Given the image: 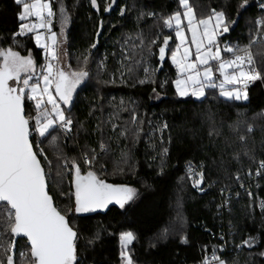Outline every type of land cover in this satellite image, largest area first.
<instances>
[{"label":"trees","instance_id":"16d2710c","mask_svg":"<svg viewBox=\"0 0 264 264\" xmlns=\"http://www.w3.org/2000/svg\"><path fill=\"white\" fill-rule=\"evenodd\" d=\"M110 2L98 0L100 10L97 11L90 0H51L55 13L51 26L58 35L57 46L59 50L65 48L72 71L86 68L89 77L78 86L72 104L64 105L66 115H70L74 123L70 133L61 131L65 144L62 157L56 158L45 137H38L35 133L36 137L32 138L36 150L43 149L41 159L46 172L55 168L53 176L59 171L70 182L73 178L71 161L78 160L86 147L98 151L99 142L106 139L108 143L107 139H111L110 145L114 146L112 143L116 139L120 145L132 148L131 170L122 180L120 176L115 180L106 176L112 159L107 154L101 155L96 170L110 182L137 189L139 195L134 202H129L123 209L113 206L105 213L82 216L67 212L70 222L80 232L78 251L81 264H120L119 235L126 230L137 236L131 245L136 264H201L207 251L216 248L224 238L230 243L225 255L228 264H264V256L260 255L264 252V209L260 207L264 202V177L256 174L259 161L264 160V133L260 131L264 118L258 115L264 113V81L249 86L247 101L224 98L219 95L218 88H207L206 96L199 99L179 97L173 83L177 70L171 62V50L176 43L175 29L163 24L164 18L181 9L179 0H116L112 10L104 12ZM190 2L198 16L207 15L210 9L216 8L224 9L229 17L238 19V23L220 38L221 41L241 47L254 41L252 51L256 54L258 66L264 67L260 63L264 55V29L256 24L258 18L264 16L260 9L264 0H248L246 10H241L239 16L238 6L242 0ZM62 6L68 16L63 34ZM121 8L126 9L123 15ZM20 10L14 0H0V48L11 46L24 56L31 53L38 69L45 63V50L36 45L34 34L19 37L18 42L10 38L18 28L17 13ZM148 13L155 15L149 16ZM98 30L101 31L99 43L93 49L91 45L96 42ZM165 36L171 38L168 45L171 50H168V58L159 71V47ZM153 40L154 44L151 43ZM125 41L136 50L131 52L133 56L142 59L135 82L115 85L111 81L118 77L122 55L129 53V50H119L120 43ZM85 56L88 57L86 65ZM145 69H148L147 73ZM144 76L145 80L142 79ZM141 80L145 83H140ZM104 81H109V85ZM116 94L130 95L139 104L137 112L128 109L119 120L128 128L127 138L116 136L119 132L114 134L107 127L102 130L103 136L99 131L91 135L97 122L101 121L95 118H104L102 114L109 106V97ZM155 95L160 98L154 99ZM25 109L30 117L36 113L33 101L26 99ZM93 113H97L96 116ZM133 116L137 117L135 122ZM237 122L240 123L239 132L234 130ZM31 123L34 127V119ZM164 123H167V129H162ZM247 124L256 126L253 134L245 132ZM82 125L88 129L86 136L79 128ZM137 127L141 129L138 135L133 132ZM213 129L219 134L210 136ZM242 134L250 137L248 146L254 147L252 158L242 155L244 144L238 138ZM89 135V141H86L85 137ZM87 142L90 146H86ZM164 147L168 148V153L162 157ZM237 153H241L239 158ZM45 156L47 160L43 159ZM186 163H191L196 172L203 171L204 182L200 186L203 191L193 187L194 179L198 177H190L185 172ZM101 164L103 171H100ZM50 176L49 173L50 192L56 203L61 209L74 208V199H60L50 183ZM2 209L3 205H0V224L3 223ZM100 222L107 225L108 231L89 246L87 241ZM164 229L169 230L167 239H158ZM6 234L9 239L13 237L10 232L6 231ZM184 236L187 243L181 242ZM249 236L256 237L259 243L252 248L236 247ZM19 243L27 245V240L19 239L15 264H25L19 258ZM0 260H4L1 255ZM4 261L6 264V258Z\"/></svg>","mask_w":264,"mask_h":264},{"label":"snow or ice","instance_id":"6c2138e0","mask_svg":"<svg viewBox=\"0 0 264 264\" xmlns=\"http://www.w3.org/2000/svg\"><path fill=\"white\" fill-rule=\"evenodd\" d=\"M14 2L21 10L17 13L18 28L10 38L18 42L19 37L34 34L36 45L45 50V64L41 65L40 71L37 72V65L31 53L24 56L11 46L0 48V205H3V223L0 227L14 237L26 238L27 251L20 253L21 257L25 258V264H81L82 257L78 251L80 232L70 222L67 212L71 211L73 214L94 212L108 208L113 202L123 209L129 202H134L139 193L137 189L127 184L108 183L96 170L101 155L110 150L109 146L101 141L99 152L88 148L81 152L78 160L71 161L73 191L67 194L61 192L60 195L74 199V208L61 209L54 196L50 194L49 173H46L41 159L43 149L35 150L31 137L33 132L38 137H46L51 135L50 130L57 127L65 133L72 131L74 121L70 115H66L62 105L72 104L73 94L89 77V72L86 68L78 71L65 70L57 63L58 38L57 34L51 31L52 18L55 15L51 0ZM115 2L116 0H111L103 11H111ZM90 3L94 9L100 10L98 0H90ZM179 4L184 9L183 12L176 11L163 19L165 27L175 26V36L179 43L171 50L168 48L171 38L165 36L163 45L159 47L161 61L165 59L166 50H171V62L177 70V78L173 81L177 95L199 99L206 96L207 88H218L219 95L224 98L247 101L249 86L256 81H264V67L258 66L256 54L252 51L254 41L243 47L230 43L221 46L220 38L238 23V19L229 17L224 9L216 8L210 9L207 15L198 16L190 0H179ZM247 6L248 0H242L237 15L239 16L241 10H246ZM260 9L264 11V2L260 4ZM125 11V8H121V15ZM60 15L63 34V26L68 23L63 6ZM256 23L264 29V19L257 20ZM100 27H103V21L100 22ZM44 29L51 35L45 37L41 31ZM186 31L191 33L190 40L186 36ZM99 34L98 30L97 35ZM151 43L154 44L155 40ZM143 44L144 41L141 39V45ZM189 45L195 46V53H192ZM95 47L96 43H93L91 48ZM87 62L88 57L85 56V65ZM260 63L264 64V55L261 56ZM145 72L147 73L148 69H145ZM216 73H219L218 83ZM140 83L143 84L145 81L141 80ZM26 99L34 102L36 109L34 118L26 115ZM258 115L264 118V113ZM33 119L34 127L31 123ZM136 120L137 117L133 116V121ZM113 127L115 128V125ZM167 128V123H164L162 129ZM239 129L240 123L237 122L234 130L239 132ZM255 130L254 124L245 126V132L248 134H253ZM140 131L138 127L133 129L136 135ZM260 131L264 133V123L261 124ZM213 134L219 133L213 129L209 135ZM238 138L244 144L242 155L254 157V147L248 146L250 137L242 134ZM56 139L57 137H52V141ZM167 153L168 148L164 147L162 157ZM240 155L241 153H237V158ZM127 158L128 153L122 152L121 161L126 162ZM43 159L47 160V157ZM67 166L68 162L65 161V167ZM99 167L100 171L104 170L102 164ZM256 174L264 177V160L259 161ZM188 175L198 177L194 179L193 187L203 191L200 187L204 182L203 171L196 172L189 163ZM57 176H62V173L58 171ZM236 179H240L239 174ZM260 207L264 209V202ZM168 234L169 230L164 229L158 239H167ZM119 239L122 264H134L129 246L137 239L136 234L131 230L122 231ZM98 240L100 234L96 233L87 243L91 246ZM181 242L187 243V237H182ZM258 243L256 237L249 236L236 247L252 248ZM14 248L15 241L4 246L6 264H15ZM260 255L264 256V252ZM212 260L214 264H228L215 254V250ZM0 264H5V261L0 260Z\"/></svg>","mask_w":264,"mask_h":264},{"label":"rangeland","instance_id":"374dc122","mask_svg":"<svg viewBox=\"0 0 264 264\" xmlns=\"http://www.w3.org/2000/svg\"><path fill=\"white\" fill-rule=\"evenodd\" d=\"M28 2H30V0H28ZM178 11L183 12L184 9L181 7V9L178 10ZM260 19H264V16H260L258 18V20H260ZM184 23L186 24L187 21L185 20ZM258 26H260V25H258ZM172 28L175 29V26H173ZM41 31L44 32L45 37H48V36L51 35V33L46 31V29L41 30ZM51 31L55 32L52 29V26H51ZM175 31L176 30H174V32ZM186 36L188 37L189 40L191 39V33L186 31ZM57 38H58V35H57ZM47 42L50 43V41H47ZM220 42H221V46H223L225 44V43H223L221 41V39H220ZM178 43H179V40L176 38V43L173 45L172 50L175 49V47H176V45ZM57 45H58V43H57ZM57 45H56V49H57V52H58V55H59V60L57 61V63L59 65L63 66L65 68V70H71V68L69 66V63H68V58L65 55V48H60V50H59V47ZM189 46L191 48L192 53H195V46L194 45H189ZM119 50L122 51V52L125 51V50H129V53H127L128 55H125V56L122 55L123 56L122 57L123 61H122V64H119V68L117 70L118 77L116 78V81L113 80V81H111V83H113L115 85H118V83H124V84L127 83L128 84V83H131V82H135L134 78H136V70L138 69L139 63H140L142 58L138 57V56H133V53H131V52H134L136 50L133 47H131L129 41H125L124 44L120 43ZM77 53L78 52H76V54ZM78 57L80 58L79 54H78ZM33 59L35 60L34 57H33ZM101 66L104 67L103 64H101ZM213 66H215V62H213ZM39 71H40V68L37 69V72H39ZM216 77H217L216 82L218 83L219 82V73H216ZM145 78H146L145 76L142 77L143 80H145ZM105 83H106V85H109L110 82L109 81H104V84ZM159 98H160V95H155L154 96V99H159ZM109 99H110L109 106L106 107V111L103 112L104 114H102V117L104 116V118L102 119L99 116L97 118H95L97 120H101L100 121L101 124L99 122H97V125L95 126L96 130L94 129L91 135H94V134H96L97 131H99L100 136H103V133H102L103 131L102 130H103L104 127L105 128L107 127V129L111 130V132H114V134L116 132H119L118 134H116V136H119V137L122 136V137H126L127 138V130H128V128L125 125H123V124L121 125L119 123V120L122 119V113L124 111L128 110V109L134 110L135 112H137V110L139 108L138 101L134 97H131L130 95L126 96V94L111 95L109 97ZM62 107L64 108V105H62ZM95 114H97V113H93V115H95ZM35 116H36V113L32 117L34 118ZM34 124H35V121H34ZM114 125H115V128L113 127ZM79 128L81 129V131L84 134L86 133L85 136L88 135L87 134L88 133V129L84 128L83 125L79 126ZM61 131H63V130L60 129L59 127H57V128H55V130H50L51 135H48L47 137H45L47 139V142L50 145V148L56 154V158H61L62 154L64 152L65 144H64L63 139L61 137L62 136L61 135ZM121 133H126L125 134L126 136L125 135H121ZM91 135H89L88 138L83 136V139L85 137L86 141L87 140L89 141V137ZM53 136L57 137V139L55 141H52V137ZM105 138H106V136H105ZM105 138H103V139H105ZM107 140H108V143H106L107 142L106 139L102 140V141L103 142L105 141L104 143L109 146L110 150L106 154L109 156V158L111 157L112 159H111V162L109 163L110 167L107 168L108 175H106V176L109 177L110 179L113 178V180L119 178L118 176H120V179L122 180L124 174L131 170V167L129 166V164H130V162L133 161V153L131 152L132 148L127 147V145H120L116 141V139H114L115 142L113 141V143H112L114 146H112V145H110L111 139H107ZM100 143L101 142H99V144H98V142H97V144H98V147H97L98 151L97 152L100 151ZM87 144L90 146V142H87L86 146H87ZM86 149H88V147H86ZM92 149H94V148L92 147ZM122 152L128 153V158H127L126 162H122L121 161ZM124 168H126L125 171H124ZM54 169L55 168L49 169L50 170L49 173L51 174V176H50V181L51 182L50 183L53 184V187L57 191V194H59L60 199H64L65 197L67 198L66 195L65 196H61L60 193L61 192L65 193V194L70 193L71 192V182H70L69 179H66L63 175L62 176H57V172H55V176H53L52 175L53 174L52 171H54ZM100 175L102 176V178H105V177H103L102 174H100ZM120 179H118V180H120ZM106 181L110 182L108 180H106ZM111 183H113V182H111ZM176 207H180V206L179 205L177 206V204H176ZM174 208H175V204H174ZM70 213H73V212L70 211ZM107 231H108L107 225H105V224L100 222V224L98 226H96V228L94 229V231H93L92 235L89 237V239L91 237H93L96 233H99L100 236H102V235L106 234ZM13 238H14V236L11 239H9V236H7L6 231L3 229V227H0V255H1L2 259H4V260L6 258L5 257V253H4V246H7L9 243L13 242L14 241ZM119 246H120L119 248H120V251H121L120 240H119ZM131 248L132 247L130 245L129 246L130 252H131ZM26 251H27L26 244H23V243L20 244L19 243L18 254H19V258H20L21 262H23V263H25V258H22L20 253L21 252H26ZM210 251L211 250H208L207 253L210 252ZM224 260H225V258H224ZM204 263L205 262L203 260L201 264H204ZM120 264H122L121 261H120ZM134 264H136V263L134 262Z\"/></svg>","mask_w":264,"mask_h":264},{"label":"built area","instance_id":"2783aa9c","mask_svg":"<svg viewBox=\"0 0 264 264\" xmlns=\"http://www.w3.org/2000/svg\"><path fill=\"white\" fill-rule=\"evenodd\" d=\"M47 31V30H46ZM36 134L35 132H33L32 138H35ZM188 165L189 163L185 164L184 170L185 172L188 174ZM192 165V164H191ZM194 168V166H193ZM194 170L196 171V169L194 168ZM195 177V176H192ZM223 241L218 243V245L216 246V248H214L213 250H215V254L219 257H221L222 259L225 258V255L227 253V251L230 249V243L228 242L227 238L222 239ZM213 250H211L210 252H208L206 254L204 258V262L207 261V264H214L212 257H213ZM205 264V263H204Z\"/></svg>","mask_w":264,"mask_h":264},{"label":"water","instance_id":"95a60500","mask_svg":"<svg viewBox=\"0 0 264 264\" xmlns=\"http://www.w3.org/2000/svg\"><path fill=\"white\" fill-rule=\"evenodd\" d=\"M99 33H101V31L99 30ZM99 38H100V34L99 35H97V37H96V47H97V44L99 43ZM96 47L95 48H93V49H96ZM168 50H166V56H165V59L163 60V61H161L160 60V66H159V71H161V69L164 67V64H165V62H166V60H167V58H168ZM26 115H27V113H26ZM31 139H32V137H31ZM34 143V142H33ZM35 150H36V148H35ZM43 164V163H42ZM44 166V165H43ZM45 168V167H44ZM45 171H46V169H45ZM47 173V172H46ZM108 183H111V182H108ZM112 184H116V183H112ZM48 185H49V181H48ZM49 189H50V187H49ZM50 194H51V192H50ZM113 206H117V207H120L118 204H115L114 202L112 203V204H110L109 206H108V208H106V209H98V210H96V211H94V212H89V213H83V214H79V215H88V214H92V213H97V212H102V213H105L108 209H110L111 207H113ZM69 218V217H68ZM70 220V219H69ZM21 238H23V237H21V236H15L13 239H14V241H15V248H14V256H15V252H16V250H17V244H18V241H19V239H21ZM24 239H26V238H24Z\"/></svg>","mask_w":264,"mask_h":264}]
</instances>
